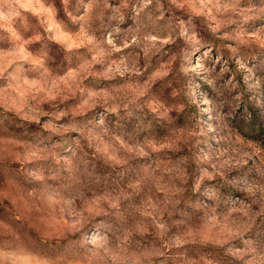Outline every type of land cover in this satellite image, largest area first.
I'll list each match as a JSON object with an SVG mask.
<instances>
[{"label": "clouds", "instance_id": "clouds-1", "mask_svg": "<svg viewBox=\"0 0 264 264\" xmlns=\"http://www.w3.org/2000/svg\"><path fill=\"white\" fill-rule=\"evenodd\" d=\"M243 62L264 0H0V264H264Z\"/></svg>", "mask_w": 264, "mask_h": 264}, {"label": "rangeland", "instance_id": "rangeland-1", "mask_svg": "<svg viewBox=\"0 0 264 264\" xmlns=\"http://www.w3.org/2000/svg\"><path fill=\"white\" fill-rule=\"evenodd\" d=\"M251 59V57H249ZM243 92V104L252 113L253 119L247 127L257 134L264 132V62L255 67L243 62L233 66ZM243 124V120H241Z\"/></svg>", "mask_w": 264, "mask_h": 264}]
</instances>
